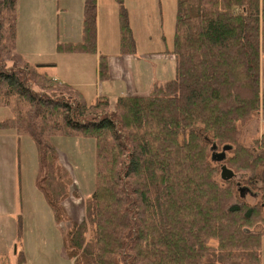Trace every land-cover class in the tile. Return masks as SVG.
<instances>
[{
  "label": "trees",
  "instance_id": "1",
  "mask_svg": "<svg viewBox=\"0 0 264 264\" xmlns=\"http://www.w3.org/2000/svg\"><path fill=\"white\" fill-rule=\"evenodd\" d=\"M16 1L0 0V99L26 106L0 131L24 134L35 151L34 187L55 223L72 179L56 164L53 133L93 141L94 183L83 219L63 233L72 264H259L264 221V133L238 142V122L264 106V0H175L173 77L145 96L86 103L71 86L40 73L14 51ZM117 7L120 55L135 52L123 0ZM3 30V31H2ZM57 53L95 54V0H82L81 41ZM97 78H108L105 55ZM112 108L111 111H108ZM227 147L220 163L212 148ZM225 167L232 178H220ZM239 175V177L237 176ZM237 176V177H235ZM257 198L246 203L241 193ZM20 230V228H19ZM19 234V232H18ZM16 264H24L21 252Z\"/></svg>",
  "mask_w": 264,
  "mask_h": 264
},
{
  "label": "rangeland",
  "instance_id": "2",
  "mask_svg": "<svg viewBox=\"0 0 264 264\" xmlns=\"http://www.w3.org/2000/svg\"><path fill=\"white\" fill-rule=\"evenodd\" d=\"M127 2L129 4H126L130 7L141 6L148 10L149 35H145L143 30L138 29L136 55L134 56L137 61L134 63L140 62L139 69L143 71L144 68H147V71L151 73L153 63L149 56L170 50L172 47L175 0H136V2L127 0ZM81 20L82 0H17L14 51L12 48L9 51L21 55L29 65L56 62L59 71L54 74L63 76L71 69L73 62L69 61L63 53L59 55L60 53L56 52V46L66 43L75 44L80 41ZM110 40L111 36L103 35L101 37V55H118V46H113ZM5 44L8 45L6 39L0 43V47ZM143 62H147V64L143 65ZM37 71L44 73L42 69H37ZM85 71L87 73L83 78H90V67H87ZM48 72V74H53L51 71ZM141 77H144V74ZM147 77L148 73L145 75V78ZM126 78L130 81L129 75ZM259 80L260 92L264 95L263 53L259 55ZM71 87L75 89L73 86ZM87 96L86 103H89L91 99ZM108 100L113 102L114 98ZM111 109L109 108L108 111ZM26 110V106L15 103L13 99L7 102L0 99V121L22 117ZM237 128L239 131L238 142L249 146L254 139L264 133V106L255 117L238 122ZM3 133L0 132V176L5 179V183L9 179L13 184L14 177L19 178L22 214L26 220L24 223H20V234L25 241V251L29 253L30 264H55V257L58 259L62 255L65 257L62 249L63 233L69 228L70 223H79L83 219V201L93 190V141L74 133L67 136L60 133L52 134L51 143L57 154L56 164L68 171L72 179L69 191L74 192L76 196L69 195L61 203L62 208L63 205L65 207L63 210L68 221L60 223L59 228L52 224L51 228L43 217V214L49 213L48 207L40 193L33 190L36 157L32 141L24 134H9L10 138L7 133ZM215 152L219 153L221 149H217ZM224 155L227 156L228 153L224 152ZM237 176L239 177V175ZM32 191L34 192L32 193ZM241 198L248 204H254L257 201V198L249 192L241 193ZM40 223H43L44 226H41ZM263 228L264 221L247 228V230L257 233L261 232ZM259 257V264H264V234L261 235Z\"/></svg>",
  "mask_w": 264,
  "mask_h": 264
},
{
  "label": "crops",
  "instance_id": "3",
  "mask_svg": "<svg viewBox=\"0 0 264 264\" xmlns=\"http://www.w3.org/2000/svg\"><path fill=\"white\" fill-rule=\"evenodd\" d=\"M132 1L136 2V0ZM126 3H128L127 0H123L127 13L128 26L136 49V35L139 33L138 29L143 30L145 35H149L148 20H150V18L148 10H146L145 7L139 6L133 8ZM103 35L105 37L111 36V44L113 46H118L119 49L117 7L114 0H95L94 55L63 53L69 61L73 62L71 69H69L68 73L63 76L60 74L58 76L57 73L54 74L59 71V66L56 62H48L52 63L53 66L41 69L53 80L73 86L80 92L85 101L86 96L88 95L87 97L91 99V102L98 96H105L108 99L125 95L145 96L153 89V87L161 86L173 77L174 58L170 54L171 49L149 56L153 63L151 65V68L153 67L151 73L147 71V68H144L143 71L139 69L138 66L140 62L136 64L134 63L137 61L134 59V56L136 55L135 51V54L132 55H120L118 53L117 56H108L107 54H104L107 57L108 78L107 80L100 82L97 78V59L98 56L101 55L100 44ZM80 41L75 44L80 43ZM59 55L62 54L60 53ZM144 60H146V57H144ZM144 63L147 64V62H143V65ZM87 67H90L91 75L90 78L84 79L83 77L87 73V71L84 72V70H86ZM48 71H51L53 74H48ZM71 73H73V75H71ZM146 73H148L147 78H145ZM143 74L144 77H141ZM127 75H129L130 81L126 80ZM0 132H4L3 134L7 133L10 138L11 135H13L9 130ZM2 178L3 177L0 176V264H16V255L19 252L24 256V264H30L28 257L29 253L25 251V241L21 238L19 230L21 227L20 223L26 221L22 214V202L20 199V186L18 182L19 178L17 179L14 177V184L11 183V180L9 179H7V183H5V179ZM33 190L36 191L34 186ZM34 191H32V193ZM63 208H65L64 205ZM48 210L49 213L43 214L46 223L50 224L51 228L53 225L56 228H59L60 225L54 222L52 219V213L49 208ZM40 225L44 226L43 223H40ZM54 263L72 264V262L67 260L66 257H63V255L59 259L58 257H55Z\"/></svg>",
  "mask_w": 264,
  "mask_h": 264
},
{
  "label": "water",
  "instance_id": "4",
  "mask_svg": "<svg viewBox=\"0 0 264 264\" xmlns=\"http://www.w3.org/2000/svg\"><path fill=\"white\" fill-rule=\"evenodd\" d=\"M212 150L214 152H212L211 154V160L214 161V162H222L224 160V152H226L228 150L227 147H223V149L221 150V152L219 153H216L215 152V148L213 147ZM232 173L226 169L225 167H221L220 169V178L223 179V180H228L230 178H232Z\"/></svg>",
  "mask_w": 264,
  "mask_h": 264
}]
</instances>
